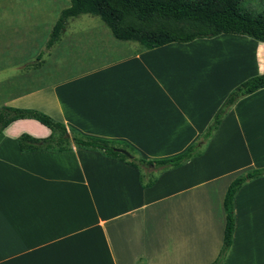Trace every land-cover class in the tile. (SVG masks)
<instances>
[{
    "label": "crops",
    "instance_id": "obj_1",
    "mask_svg": "<svg viewBox=\"0 0 264 264\" xmlns=\"http://www.w3.org/2000/svg\"><path fill=\"white\" fill-rule=\"evenodd\" d=\"M68 5L0 0V106L40 110L154 160L185 150L234 86L264 73V41L233 33L87 58L103 40H117L96 26L63 30L44 48L49 73L36 80L34 56ZM20 133L40 138L49 130L22 118L0 132V264H210L222 242L228 183L264 168V87L230 107L202 154L146 188L125 161L78 147L21 151ZM232 205L220 264H264V175L244 182Z\"/></svg>",
    "mask_w": 264,
    "mask_h": 264
},
{
    "label": "trees",
    "instance_id": "obj_2",
    "mask_svg": "<svg viewBox=\"0 0 264 264\" xmlns=\"http://www.w3.org/2000/svg\"><path fill=\"white\" fill-rule=\"evenodd\" d=\"M52 25L44 48L56 42L64 30L65 21L79 14L97 16L111 36L120 41L137 43L140 49H150L169 42H187L194 38H209L220 33H233L264 41V14H253L240 5V0H68ZM42 52L36 56L39 59ZM264 87V73L252 75L225 96L213 113L198 139L185 150L173 156L145 160L121 141L85 136L46 113L34 108L0 106V132L16 119L37 121L49 130L45 137L20 133L15 142L21 151L70 150L78 147L94 150L103 156L125 161L138 171L142 188L150 187L157 175L182 165L190 158L202 154L210 136L222 117L241 97ZM126 151L129 156L123 154ZM264 175V168H254L234 177L227 185L222 207L224 226L222 242L216 258L210 264H220L229 247L233 229L232 199L237 189L247 180Z\"/></svg>",
    "mask_w": 264,
    "mask_h": 264
},
{
    "label": "rangeland",
    "instance_id": "obj_3",
    "mask_svg": "<svg viewBox=\"0 0 264 264\" xmlns=\"http://www.w3.org/2000/svg\"><path fill=\"white\" fill-rule=\"evenodd\" d=\"M240 5L242 8L251 11L253 14H264V0H240ZM96 26L99 27L103 31L106 29V27L103 25V23L101 22V20L97 16L89 15V14H79V15H77V17H73V18H70L67 20L66 25H65V29L63 32H65V33L66 32H73V31L79 32V31H83V29H85V28H92V27H96ZM101 33L99 35L100 37H101ZM105 35H106V33H105ZM82 36L84 38H90L91 36L94 37V35L93 34L91 35L90 32L83 33ZM100 40H101V38H100ZM103 42H104L105 46L101 47L98 45L97 48L92 47L90 49L92 54H90V55L87 54V58L95 56V54L97 56L102 55V52H104V53L107 52V54L111 53V52L113 53L115 51H118L119 48H121L122 46H126L125 48H127V46H129L128 48H130V49H137V47H138L137 43L132 42V41L124 42V41H120V40L119 41H117V40L113 41V39H108V41L103 40ZM43 51H44V46L42 47L41 52H43ZM34 58H35L34 62L36 63V68H37V70L35 71L34 74H36L35 77H36V80H38L40 78V76L41 77L46 76V74L49 73V72H47V71H49V69H46L44 67V64H43L44 59L41 60L42 55H40L38 60H36V56H34ZM49 64L50 63L47 64L48 68H50V66H51V65L49 66ZM65 64L66 65L69 64V61ZM57 66H59V64L54 62L53 69H52V71L54 73H57V71L54 69V68H57ZM38 68H40V69L38 70ZM52 71H50V72H52ZM8 72L10 73L9 69H4V71L1 72V74L2 73H8ZM36 82H38V81H36ZM44 82H45V80H42V79L40 80V83H44Z\"/></svg>",
    "mask_w": 264,
    "mask_h": 264
},
{
    "label": "water",
    "instance_id": "obj_4",
    "mask_svg": "<svg viewBox=\"0 0 264 264\" xmlns=\"http://www.w3.org/2000/svg\"><path fill=\"white\" fill-rule=\"evenodd\" d=\"M121 152H122L123 154H125L126 156H129V154H128L126 151H122V150H121Z\"/></svg>",
    "mask_w": 264,
    "mask_h": 264
}]
</instances>
